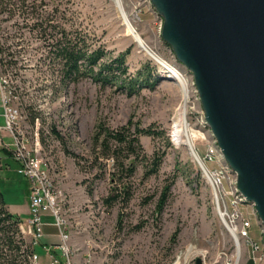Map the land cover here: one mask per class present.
Instances as JSON below:
<instances>
[{"label": "rangeland", "instance_id": "rangeland-1", "mask_svg": "<svg viewBox=\"0 0 264 264\" xmlns=\"http://www.w3.org/2000/svg\"><path fill=\"white\" fill-rule=\"evenodd\" d=\"M120 1L142 42L126 25L117 0H26L23 8V0H12L9 7L0 5L1 53L4 59L16 61V66L5 72L17 87L30 141L39 136L41 156L51 166L61 216L71 235L72 262L195 264L201 257L204 264H228L235 259L237 248L212 202L211 186L191 147L178 145L173 139L174 119L183 105V85L166 75L162 64L145 48L181 69L184 65L162 38L164 20L152 2ZM140 4L142 11L138 13ZM64 15L73 17L75 29L93 38L92 48L104 45L111 59L130 49L128 74L148 64L155 69L157 83L130 92L90 75L78 81L61 80L62 62L50 52V38L42 37L41 27L47 26L50 33L54 31L51 25L55 31L71 28ZM35 22L44 25L34 26ZM192 117L188 113L191 140L203 155L214 136L210 128L202 130ZM130 121L159 133L139 136L134 176L121 170L122 163L127 165L133 159L125 156L130 149L117 153L114 145L112 150L98 146L105 130L119 129ZM0 153L6 163V154L1 149ZM156 155L161 158L159 169L147 172ZM28 182L18 173V166L0 170L6 205L22 209L23 220L30 217L25 207ZM120 185H127L125 193L108 202L110 196L119 194ZM165 189L168 197L159 210ZM253 211L257 215L255 208ZM36 249L47 262L44 246ZM247 249L245 246L244 252ZM0 264H5L3 258Z\"/></svg>", "mask_w": 264, "mask_h": 264}, {"label": "water", "instance_id": "water-1", "mask_svg": "<svg viewBox=\"0 0 264 264\" xmlns=\"http://www.w3.org/2000/svg\"><path fill=\"white\" fill-rule=\"evenodd\" d=\"M151 2L164 20L162 38L193 74L207 124L264 225V0Z\"/></svg>", "mask_w": 264, "mask_h": 264}, {"label": "built area", "instance_id": "built-area-1", "mask_svg": "<svg viewBox=\"0 0 264 264\" xmlns=\"http://www.w3.org/2000/svg\"><path fill=\"white\" fill-rule=\"evenodd\" d=\"M144 1L151 2L150 0ZM136 9L140 13L142 11L141 4ZM162 27L163 22L161 21V29ZM145 49L150 52L158 63L162 64L166 75L178 80L183 85V105H186V117H188V113H190L191 117L194 115L202 130L209 129L205 111L202 104H200V95L193 74L185 66L181 69L178 65L164 60L148 47ZM1 51L0 43V105L3 107L2 115L5 120L4 124L0 125V145L9 148L14 160L18 164V172L26 177L30 183V217L28 220L22 219L20 223L21 233L26 238H30L33 247L40 245L45 236L46 222L44 221V215L46 213L51 214L54 217V225L58 228L60 239L59 248L64 255V259L54 253L52 248L45 247L50 256V264H73L71 258L72 250L70 247L71 235L66 228L65 219L61 216L62 212L58 201L59 195L55 189L51 166L41 156L39 136H36L33 142L30 141L28 131L23 125L24 116L21 105L18 102L19 95L17 87L12 83L9 74L5 72L8 68L15 67L16 62H9L10 60L4 59ZM192 119L194 118L192 117ZM6 138L11 139V141H7ZM188 145L191 147L193 156L202 166L205 177L211 186L212 202L222 224L234 239L237 248L236 257L234 260L228 262V264H241L245 246H249L253 253L260 252V255H254V258L258 263L264 262V253L261 252L264 243L262 244L257 241L251 234L253 220L247 208L248 206L255 208L254 204L249 202L240 191L237 175L225 160L217 140L213 137L211 141H208L206 151L203 155L195 143ZM212 163L215 165L212 166ZM4 166V158L0 153V169ZM262 232L264 234L263 224ZM30 260L31 263L38 264L39 255L34 252Z\"/></svg>", "mask_w": 264, "mask_h": 264}, {"label": "trees", "instance_id": "trees-1", "mask_svg": "<svg viewBox=\"0 0 264 264\" xmlns=\"http://www.w3.org/2000/svg\"><path fill=\"white\" fill-rule=\"evenodd\" d=\"M23 1L24 4L21 6L22 8L27 6L25 3L26 0ZM11 3L12 0H0V5L5 4L9 7ZM8 7H5L4 10H12L7 9ZM12 14V11H10V17L13 16ZM64 16L67 18L66 22L70 24L71 28L62 27L60 31H55V27L51 25L54 31L50 33L47 26L41 27L42 37L45 38L48 36V38H50V42H47V45L51 46L50 52L53 53V56L57 60L60 59L62 62L60 71L62 74L61 80L65 81L68 79L70 81H78L81 77L90 75L103 80L104 83L111 82L118 86L126 87L130 92H134L143 87H150L157 83L159 78L154 75L155 69L148 64L138 69L135 74H128L129 67L126 65V62L127 55L131 52L130 49H128L125 54L111 59L110 52L104 45L99 46V49L92 48L90 45L94 43L92 40L93 38L88 33H82L79 28H74V24H71L73 17ZM33 25L43 26L44 24L35 22ZM1 49L3 51V48ZM6 49H8V47ZM9 55L13 56V53H9ZM107 57L108 59L105 60ZM12 61L16 62L15 59H11L9 62ZM97 66L98 69H96ZM53 129L57 132L55 128ZM100 134L101 133H99L98 138H100ZM141 134L156 135L159 133L156 129L153 130L141 127L139 123L133 124V121H130L119 129L105 130L102 142L98 146H100L102 150H112L114 145L117 153H123L125 148L130 149L129 153L127 152L125 156L128 159H133H130L127 165L122 163L121 170L122 172H127L129 176H134L137 171V162L134 158L139 156L136 146L140 148L139 136ZM106 154L114 153L107 152ZM113 158L115 159L118 157L114 156ZM160 163L161 158L156 155V158L153 160L154 166L148 169L147 172H156L160 167ZM117 167L119 169L118 165ZM126 190L127 185H120V188H118L119 194L117 193L118 195L110 196L108 202H112L114 200L113 198H117L124 194ZM126 193L128 194V198H130L129 192ZM167 197V190L165 189L163 198L160 200L159 210H163ZM21 221V216L14 214L7 207L4 194L0 187V259L3 258L5 264H33L30 258L35 252V247H33L31 242L21 233Z\"/></svg>", "mask_w": 264, "mask_h": 264}, {"label": "crops", "instance_id": "crops-1", "mask_svg": "<svg viewBox=\"0 0 264 264\" xmlns=\"http://www.w3.org/2000/svg\"><path fill=\"white\" fill-rule=\"evenodd\" d=\"M1 109H2V112L0 113V119H2L3 121L0 122V125L4 123V119H3V115H2L3 114V108L1 107ZM6 140H7V138H6ZM0 149L3 150V152L6 154V155L5 154L4 155H5L6 159H7L6 163L4 162L5 166L3 168L10 169L12 166H18L17 162L14 160V158L12 156L11 151H9V148H5L4 146L0 145ZM8 151L10 152V154L8 153ZM7 153H8V155H7ZM20 175L23 176L22 174H20ZM24 178H26V177H24ZM28 181L29 180L27 179V182ZM28 184H29V188H30V183L28 182ZM29 188H28V193H27V196H26L27 197V199H26L27 200V204H26L25 207L30 212ZM7 207L14 214H17V215L21 216V210L22 209H19L18 207H13V206L11 207L10 205H7ZM247 209H248V212H249V214H250V216L252 217V220H253V226L251 228V234L254 236V238L257 241H259L260 243L263 244L264 243V234L262 232V223L260 222V218L257 217V215L255 214V212L253 211V208L251 206H248ZM21 218H22V216H21ZM44 221L46 222V225H45V236H44L43 241L41 242L40 245H43L45 250H46L47 247L52 248L54 253H56L58 256H60V258L64 259V255L62 254V251L59 248V243H60L59 234L57 235V233H55L56 230H55V227H54L55 226L54 225V217L51 214L46 213L44 215ZM55 238H57V240L59 239V243L58 244L57 243L54 244ZM36 247H35V252L38 254ZM261 252L264 253V246H263ZM245 254H247L246 255L247 258H246L245 262H241V264H264V262L258 263L255 260V258H254V255L255 256H259L260 252L253 253L252 249L249 246H248L247 252H244V250H243L242 259H243V256ZM46 255H47V260L48 261L47 262L42 261L41 257L39 256L38 264H50V256H49L47 250H46Z\"/></svg>", "mask_w": 264, "mask_h": 264}, {"label": "bare ground", "instance_id": "bare-ground-1", "mask_svg": "<svg viewBox=\"0 0 264 264\" xmlns=\"http://www.w3.org/2000/svg\"><path fill=\"white\" fill-rule=\"evenodd\" d=\"M117 4L119 6L120 12L123 16V19L125 20L126 25L128 26L129 30L133 32L135 37L139 42H142L143 40L140 37V34L135 31L134 26L130 23L128 19V14L124 7L121 4L120 0H117ZM140 37V38H138ZM183 80V79H182ZM184 83V80L182 81ZM177 117L174 119V124H173V134H174V140L178 145L182 144H190L193 145V139L191 140L192 136L190 133V127H189V122L186 117V105H182L180 110L178 111ZM194 149V147H193ZM195 151V149H194ZM196 152V151H195ZM197 153V152H196ZM198 155V154H197ZM199 157V156H198Z\"/></svg>", "mask_w": 264, "mask_h": 264}]
</instances>
